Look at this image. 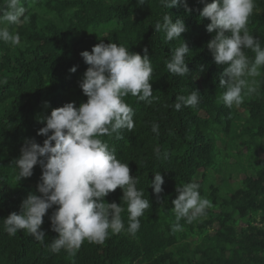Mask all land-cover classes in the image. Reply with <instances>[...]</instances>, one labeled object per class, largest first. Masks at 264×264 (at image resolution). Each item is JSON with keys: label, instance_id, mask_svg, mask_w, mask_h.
Returning <instances> with one entry per match:
<instances>
[{"label": "trees", "instance_id": "16d2710c", "mask_svg": "<svg viewBox=\"0 0 264 264\" xmlns=\"http://www.w3.org/2000/svg\"><path fill=\"white\" fill-rule=\"evenodd\" d=\"M206 2L211 0H187L191 11L186 12L182 5L166 9L159 0L143 5L138 0H25L27 22L9 26L18 32L20 44L0 42V264H264V158L260 155L264 152V67L255 78V94L246 95L243 103L232 108L218 102L225 91L219 78L226 66L216 65L207 48L215 33L206 29L210 20L200 17ZM164 14L171 15L173 22L184 21L181 38L166 41L164 32H154ZM247 28L264 48V0H255ZM101 40L142 56L148 49L152 103L125 97L134 110L135 127L121 129L119 138L113 134L101 139L115 148L122 163H128L130 174L139 180L137 189L151 207L139 218L135 236L130 235L127 203L117 188L104 199L124 208L125 230L110 232L103 244L85 240L75 255L65 249L54 253L50 245L58 233L52 230L49 216L56 206L43 217V243L25 230L9 235L4 229V219L21 211L29 193L39 195L42 175L37 164L31 177L19 180L14 160L26 139L43 144L45 137L37 132L52 109L68 102L78 107L87 101L79 85L90 66L81 52H90ZM183 41L190 48L185 56L190 72L181 77L170 73L166 62ZM244 52L254 60L252 50ZM194 90L199 91L198 107L175 110L176 98ZM153 124L159 125V134L152 131ZM218 140L224 147L218 146ZM218 151L225 152L226 161L246 156L254 174L240 169L245 177L235 189L215 181L207 185V172L218 169ZM236 165L238 161L231 164ZM156 172L164 177L159 199L150 186ZM192 182L199 184L211 207L192 223L180 220L182 230L173 232L176 188ZM227 183L233 187L230 180Z\"/></svg>", "mask_w": 264, "mask_h": 264}, {"label": "clouds", "instance_id": "9594fccd", "mask_svg": "<svg viewBox=\"0 0 264 264\" xmlns=\"http://www.w3.org/2000/svg\"><path fill=\"white\" fill-rule=\"evenodd\" d=\"M145 3L147 0H138L139 5ZM159 3L166 9L182 5L186 12L191 11L187 0H159ZM254 8L255 0H211L200 11L201 18L210 20L207 31L215 33L207 48L216 65L226 66L219 78V86L225 91L218 97V102L228 108L239 106L246 95L258 91L255 78L262 74L264 48L248 32L247 25ZM25 13V0H3L0 42L12 47L20 44L18 32L9 26L26 23ZM185 31L184 21L178 18L173 22L169 14H164L162 22L154 25V32H164L166 41L181 38ZM244 49L255 53L254 60L246 56ZM189 50L185 41L173 50L171 60L166 62L170 73L184 77L190 72L185 61ZM143 51L142 56L125 46L101 40L90 52H81L90 67L79 86L88 99L78 107L74 102H68L52 109L37 132L45 137L42 145L34 138L25 140L20 156L14 160L18 179L31 177L34 166L39 164L42 169L37 185L39 195L29 193L21 203V211L12 212L4 219V229L9 235L25 230L43 243L46 236L41 228L43 217L56 206L49 216L52 230L58 233L50 245L52 252L65 249L75 255L85 240L103 244L110 232L119 234L125 230L121 217L124 208L104 199L120 188L129 214L127 232L135 236L140 228L139 218L151 207V202L143 198L142 190L137 189L139 180L130 174L128 163H122L115 148H110L101 137L116 134L119 138L121 129L132 131L135 127L134 110L125 102V97L131 95L152 103L153 67L148 49ZM200 70H204L203 65ZM71 71L75 72L76 67ZM176 99L175 110L179 111L182 106L195 109L200 103L199 91ZM152 131L159 134V125L153 124ZM155 152L160 155L159 148ZM163 184L161 172L154 173L150 186L158 199L164 191ZM199 188L195 182L176 188L178 195L172 200L176 219L173 232L182 230L180 220L192 223L211 207Z\"/></svg>", "mask_w": 264, "mask_h": 264}, {"label": "rangeland", "instance_id": "374dc122", "mask_svg": "<svg viewBox=\"0 0 264 264\" xmlns=\"http://www.w3.org/2000/svg\"><path fill=\"white\" fill-rule=\"evenodd\" d=\"M243 111V110H242ZM218 146L219 147H224L221 140H218ZM242 152H246V150L242 147ZM260 155L262 158H264V152H260ZM224 156H225V152L222 151H218V159H217V167L219 169V167H222L221 170L222 172L219 173L218 169H212L210 171H208L207 173V181L206 184L209 185L210 183H213V181H215V183L217 185H219L220 187H225L228 186L230 189H235L239 186L238 183H240V181L245 177V175L243 173L238 172L240 169H249L250 168V160L246 157V156H242V158H237V157H232L231 159H229L228 161L224 160ZM236 161H238L239 165H236L235 167H232L231 164L235 163ZM228 162V164H227ZM218 172V173H216ZM236 172V173H235ZM248 174L249 175H253L254 171L253 170H248ZM199 179H201V176H199ZM227 179L230 180L231 185L233 187H231L228 183H227ZM214 231V230H213Z\"/></svg>", "mask_w": 264, "mask_h": 264}]
</instances>
